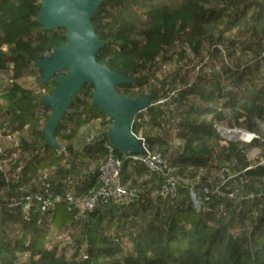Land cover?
I'll return each mask as SVG.
<instances>
[{"label": "trees", "instance_id": "16d2710c", "mask_svg": "<svg viewBox=\"0 0 264 264\" xmlns=\"http://www.w3.org/2000/svg\"><path fill=\"white\" fill-rule=\"evenodd\" d=\"M40 8L41 0H0L1 126L19 133L21 152L0 170V264H264V144L218 131L258 132L264 122V0H103L92 17L106 42L96 59L134 79L121 93L152 96L133 132L176 168L179 195L153 197L162 177L115 149L122 183L138 195L85 213L66 194L80 199L97 186L112 120L86 83L55 132L66 153L47 144L41 115L50 108L41 100L57 83L44 81L37 61L67 37L64 28L43 29ZM206 52L211 67L196 71ZM30 76L39 91L27 86ZM92 120L101 127L84 145ZM256 146L262 153L252 163ZM94 160L97 169H88ZM44 181L61 200L46 212L37 202L24 210Z\"/></svg>", "mask_w": 264, "mask_h": 264}, {"label": "water", "instance_id": "95a60500", "mask_svg": "<svg viewBox=\"0 0 264 264\" xmlns=\"http://www.w3.org/2000/svg\"><path fill=\"white\" fill-rule=\"evenodd\" d=\"M103 0H41L37 21L45 31L66 30L67 42L47 52L37 66L43 71L44 81L55 79L57 86L41 103L50 108L45 124L47 144L60 145L55 132L73 99L84 84H94L93 103L112 119L110 138L115 149L127 154L145 152L133 132L138 113L147 109L151 95L132 98L119 91L122 84L133 83L130 76L113 71L97 61L96 55L106 44L98 38L92 17Z\"/></svg>", "mask_w": 264, "mask_h": 264}, {"label": "built area", "instance_id": "2783aa9c", "mask_svg": "<svg viewBox=\"0 0 264 264\" xmlns=\"http://www.w3.org/2000/svg\"><path fill=\"white\" fill-rule=\"evenodd\" d=\"M108 119H111V117L109 116ZM218 131L223 137H225L224 134H233L247 143H251L255 139H261V142L264 144V135H260L254 131H249L246 128L236 127L234 129H228L219 125ZM98 132L99 131H96L93 135L87 138L89 143L94 140V137L98 134ZM16 134L19 133L11 130L10 128L5 129L0 123V156L9 157L10 160L18 158L21 152L18 148L20 140L18 141L19 138L16 137ZM137 137L142 143L145 152L142 154H124L125 157L142 162L150 169V171L157 173L162 177L163 183L159 189L151 194L153 197H177L179 195L180 182L178 176L176 175V168L168 163L161 153L150 151L144 137L140 135H137ZM5 141H10V143H13V147L15 146L12 148L9 155L7 149L3 145V142ZM105 147L106 155L99 166V180L97 186L94 187L88 195L80 199H76L72 191H69L66 194L67 201L71 204H76V206L79 207L83 213L92 211L100 204L113 203L116 205H128L132 203L134 198L138 195L137 190H131L122 183L121 169L123 160L115 154V147L113 146L112 141L107 142ZM58 150L59 153H66V147L63 145H60ZM4 160L5 158L0 162V170L5 169L2 167ZM263 163L264 158L262 157L259 164ZM44 178L47 179L48 174H46ZM27 188L28 186L21 187L22 190H26ZM193 198L195 197L193 196ZM60 200L61 197L57 194L55 195L54 192L51 191L50 183L48 181H44V186L41 190L35 191L26 197L25 202H23V209L28 211L32 204L37 202L41 212H46L48 210H52L55 204ZM199 202V200H196V203Z\"/></svg>", "mask_w": 264, "mask_h": 264}, {"label": "rangeland", "instance_id": "374dc122", "mask_svg": "<svg viewBox=\"0 0 264 264\" xmlns=\"http://www.w3.org/2000/svg\"><path fill=\"white\" fill-rule=\"evenodd\" d=\"M189 53V52H188ZM207 53V52H206ZM207 57L204 59V61H203V63H201L199 66H196V71L197 70H200V67H204V71H207L210 67H211V65H212V62H211V60H210V58H208V53H207V55H206ZM189 57V56H188ZM244 59H250L249 57H244ZM188 60H189V58H188ZM187 60V61H188ZM185 62V61H184ZM217 62V61H216ZM187 68H189V69H193V67H192V65L191 64H189V65H187ZM196 72H194V74H195ZM31 85V86H30ZM27 86H30V88H33V89H35L36 91H39V87H40V85H38L37 84V82L35 81V78L33 77V76H30L29 78H28V83H27ZM41 106H43L42 104H41ZM40 106V107H41ZM48 114L50 115L51 114V112H47L46 111V113H43L42 112V115H41V119H42V124H46V121H47V117H48ZM1 118H0V123H1ZM101 127V122H100V120H92L85 128H83V133L81 134V136H80V138H84V140L82 141L83 143H84V145H87L89 142H88V137H90L91 135H93L99 128ZM223 127H226V128H228V129H234V128H236V127H229V126H227V125H223ZM238 128H245V127H238ZM223 133V132H222ZM258 134H260V135H264V122L263 123H260L259 124V128H258V132H257ZM25 136H26V134H25ZM224 136L226 137V138H228V139H236V140H239V141H241V142H243V143H247V142H245V141H243V140H241V139H239V137L238 136H235V135H233V134H224ZM16 137H18L19 139H18V141L20 140V135L19 134H16ZM29 138H31V136L29 137ZM20 143V142H19ZM62 143L63 144H65L66 145V143H64L63 141H62ZM13 143L11 142L10 143V141H5V142H3V145H4V147L7 149V152H10V151H12V148H14L13 147V145H12ZM178 144H179V142L178 141H175L174 142V149L176 148L177 149V147H178ZM173 149V148H172ZM258 150V151H257ZM76 152H77V150H75ZM261 148L260 147H258V146H256V147H253L252 149H250L249 150V152H248V154H249V157H250V159L252 160V163H256V161H257V158L259 157V155H261ZM21 157V153L19 154V156H18V158H20ZM262 158V157H261ZM103 159H101L100 160V162L99 163H101V161H102ZM259 161V160H258ZM4 163H3V165H2V167L3 168H5L7 171L9 170V169H11L12 168V160H10L9 159V157H5V160L3 161ZM81 162H82V160H78V164H81ZM99 163H97V161L96 160H94V161H89V165H88V169H91V170H96L97 169V165H99ZM80 166H82L81 168L82 169H84L85 167H83V165H80ZM75 231H76V229H72V230H70V231H68V232H66L65 234H63V237H66V236H68L67 234H70L71 232H73V233H75Z\"/></svg>", "mask_w": 264, "mask_h": 264}]
</instances>
